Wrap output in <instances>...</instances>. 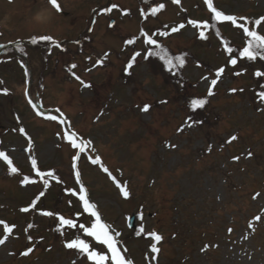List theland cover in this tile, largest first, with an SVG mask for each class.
Instances as JSON below:
<instances>
[{
  "label": "rangeland",
  "instance_id": "1",
  "mask_svg": "<svg viewBox=\"0 0 264 264\" xmlns=\"http://www.w3.org/2000/svg\"><path fill=\"white\" fill-rule=\"evenodd\" d=\"M108 1L57 0L58 12L49 0H0V152L15 168L57 169L69 187L75 210L90 227L89 220L94 222V218L83 211L79 199L84 195L79 191L81 182L86 185L91 204L110 224L108 231L117 248L135 264H264V100L257 97L258 85L241 70L231 80L224 72L223 55L205 49L208 27L189 23L204 25L214 19L205 0H152L157 18L145 15L148 8L137 0H110L111 6ZM212 3L236 18L235 24L218 22L223 35L234 43L243 42L244 27L264 34V21L252 25L264 18V0ZM158 27L168 33L177 29L180 35L169 43L174 51L194 52L215 70L214 76L196 65L184 69L197 85L196 91L211 89L217 94L211 100L223 119L216 126L217 118H213L212 140L201 139L202 131L185 120L182 90L151 74L147 65L139 63L133 85L120 78L124 59L116 55L126 45L122 39L133 35L140 41L139 33L145 39ZM44 36L53 40H41ZM124 55L129 60L134 53ZM220 69L223 72L217 76ZM213 79L217 80L214 86ZM29 83L34 84L32 99L27 96ZM235 88L237 93L232 91ZM260 92H264L263 85ZM186 93L191 91L186 89ZM145 105L150 106L147 112L142 111ZM55 119L65 120L59 129ZM179 127L186 133L176 135ZM62 131L69 145L60 142ZM233 133H237L235 140ZM77 135L85 139L84 146L92 153L88 157L94 156L88 160L83 154L80 184L71 143L81 144ZM221 139L227 140L223 157L216 156ZM93 160L99 164H91ZM99 165L109 166L113 174L117 169L114 175L125 186L127 199L108 182ZM224 165H230L227 174L220 172ZM5 168L9 165L0 157V239L4 240L0 264H71L74 254L67 255L63 245L52 241V249L50 242L44 243L41 257L32 253L29 263L14 256L23 243L12 223L22 225L18 210L40 190L42 177L28 181L21 190L18 179L5 177ZM131 215L135 216L133 232L128 226ZM176 223L179 230L172 231ZM5 226L10 234L5 233ZM160 228H165V236H176L172 242H152L149 234H157ZM135 232L139 239L130 238ZM84 240L95 250L98 242ZM45 245L51 250L45 251ZM154 248L159 249L157 255Z\"/></svg>",
  "mask_w": 264,
  "mask_h": 264
},
{
  "label": "trees",
  "instance_id": "2",
  "mask_svg": "<svg viewBox=\"0 0 264 264\" xmlns=\"http://www.w3.org/2000/svg\"><path fill=\"white\" fill-rule=\"evenodd\" d=\"M138 2L140 5H145V7L148 8L146 12L147 15H149L152 12V8H154L152 0H138ZM208 24H209L208 31H210L212 38L211 39H208L209 37L206 38L205 49L213 50L217 54L222 53L223 58L224 59L226 58V60L231 53H234V55L237 57L238 60L237 65L235 67H231L226 64V71L230 74V77L231 76L233 77L237 67L246 69L248 77H251L258 85V91L256 94L257 97L259 98L258 94L261 93L260 86L262 85L264 86V75L257 77L255 73L256 72L264 73V60H260L259 58H257V60L255 61H248L246 58L243 59L240 58L239 52L242 51L244 46H246L247 38L244 45L240 46L234 43L233 41H229L228 38L226 39L225 37L221 36L222 34L218 29L219 26L217 21L212 19L211 21H209ZM219 39H222L224 41H219ZM170 42L171 41H168V43H164L159 41L158 45H150L143 43V46L141 48L142 60L140 64L147 65V68L149 69L151 74H153L154 76L162 77L164 82L167 81L168 84L172 85L175 89L179 88L182 90L183 93L181 94V99H182L181 103H182V107L184 108L182 112L185 113V115L189 120H191L193 123H195L198 126L199 131H202L201 137H203L205 140H208L214 136L211 134V132H213V130L218 125V123L223 119V117L220 113H215L217 111L216 105H214L212 100L209 99L207 94L196 91L195 88L196 86L191 84L190 81H188V79L183 75V71L185 67L189 65H198L202 68L203 71H207L213 75H215V70L213 69L212 66L209 65V63H207V61L203 60L202 58H199L197 55H195L194 52L185 49L175 52L174 49L170 46L169 44ZM127 46L134 53H136V43L130 42ZM228 48L232 49L231 53L227 51ZM222 49L223 51H221ZM149 52H151L152 55L149 56L148 55ZM165 53L167 54V59H172L174 63L176 56H182L185 61L182 67L172 68L171 71L174 72L175 74L174 77L172 76L171 71H169V68L164 62V60L161 59V57L164 56ZM135 62L136 59L134 62L133 60L130 61V63H132L131 68L126 67L125 65L120 67L119 74H120V78L123 79L124 84L131 83L132 85V82H135V80H137L136 79L137 66H135ZM132 68L134 70H131ZM234 78H236V76ZM186 89L187 91L190 90L191 93L187 94ZM177 94H179L178 91ZM193 99H202L205 100L206 103L202 108L193 110L190 107V103ZM214 117L217 118L216 126H215V121L214 122L212 121ZM216 138L219 139L220 137L216 136ZM221 140L222 141H220L219 144L220 148L226 146L225 141L223 139ZM61 143H64V141L61 140ZM209 148L212 147L210 146ZM85 149L86 150L83 151L84 155L85 154L92 155L91 151H88L89 149L88 146H85ZM203 154L204 151L200 154V158ZM70 156L72 157L73 155L71 154ZM216 156L223 157L224 155L222 151H218L216 153ZM106 167L109 169V166ZM224 167L225 170H220L222 174H227L228 172L231 171L230 165L229 166L224 165ZM102 168L103 170L106 169L103 166ZM39 172L45 174L51 172L53 173V175L39 176L37 175L36 172L26 171L24 169L18 168L16 173H11L10 170H8L5 176L8 179L16 178L18 179V182H21L25 177H28V181H34L37 180L38 177H42V179L39 181L40 190L30 198L28 203L26 202L24 204L29 208V211L22 212L21 209L18 210V213L20 214L18 215V218L20 219V223H22V225L19 224L18 226L17 224H15L16 223L15 221L13 222V224L17 226L16 228L18 234L22 239H24L25 245L28 246L34 244V249L36 250V253L39 255L38 257H41V251H42L41 248L43 244L49 242L51 243L52 241V243L54 244H57V242H59L60 245H63L64 252H66L67 255L75 254L74 255L76 257L75 264L88 262L85 256L80 255L75 250L67 249L64 244L69 238H72L73 236L83 237L84 239L87 238V236L83 234V231L78 226L74 229H69L67 228V226L62 225L59 221V217L63 216L65 219H72L77 225H79L80 223H84V224L86 223L85 217L75 210V206L71 202V198L69 196V191H68L69 187L65 182V179L57 172V169L46 170V171L39 170ZM114 172L117 173V169H115ZM45 181H47V183H45ZM123 187L125 188L124 185ZM41 193H43V195H41ZM45 212H51L54 215L47 216L43 214ZM166 224L168 226L169 223L167 222ZM160 226H164V225H160ZM179 227L180 225L176 223L172 231L179 230ZM164 229L161 228L159 230L157 229L158 230L157 235H159L162 238L160 242L163 243H161V245H164L167 242H172L171 240L176 237L175 235L172 234L165 236V234L163 233ZM130 238L136 240L139 239L140 237H138L137 234L132 233ZM123 242L126 244L125 239L123 240ZM52 243L51 245H53ZM46 245L43 247L45 248V251L47 250ZM95 250L99 251L98 253L107 254V250L101 245L97 244V246H95ZM75 252L77 253V255ZM16 257L24 258L23 253L21 251H19L16 254ZM24 259L27 260L28 262V259L26 258Z\"/></svg>",
  "mask_w": 264,
  "mask_h": 264
},
{
  "label": "snow or ice",
  "instance_id": "3",
  "mask_svg": "<svg viewBox=\"0 0 264 264\" xmlns=\"http://www.w3.org/2000/svg\"><path fill=\"white\" fill-rule=\"evenodd\" d=\"M174 2H179V0H174ZM49 3L52 5L53 8L56 9V11L59 12L61 10L60 5L57 3V0H49ZM205 3L207 5L209 11L213 14V18L215 20H217L218 22L231 21L233 24L236 23L235 17H233L231 15H226V14L222 13L221 11H218L216 8H214L212 0H205ZM159 7L163 8L164 5H160ZM108 11H111V9H109ZM156 11H157V9H152L153 14H155ZM262 21H264V18L257 20L255 23L257 26H259ZM189 23H191L193 25V27H208L207 23H205L204 25H200L196 21H190ZM180 27H183V25H181ZM176 30L177 29H175V28L172 29V31H176ZM243 33L247 37V41H246V46H244L242 51L239 52V57L242 59L246 58L248 61H255V60H257V58H259L260 60H264V35L258 34L257 31L249 30V28H247V27L243 28ZM200 35H201V37H203L204 33L201 32ZM40 39L45 40V41H52L53 40V38L49 37V36H44V37H41ZM35 42L36 41L33 40V43H35ZM146 43H148L150 45H155L156 41L152 40V39H147ZM227 51L229 53H231L232 49L228 48ZM139 55H140L139 52L135 53V55L132 58L133 62L135 61V57L139 56ZM148 55L150 56V55H152V53L149 52ZM161 59L164 60V62L166 63V65L169 68V71H171L173 67H182L185 63L182 56H176L175 57V63H174L172 59H167L166 53L164 56L161 57ZM229 62L234 66L237 64V59L233 58ZM71 67L74 68L76 66L71 65ZM128 67L131 68L132 63H129ZM222 72H223V69L218 70L217 76H219ZM239 74L240 73H237V75H239ZM255 75L257 77H260V76L264 75V73L256 72ZM77 79H79V78L77 77ZM216 83H217V80H215V79H213L211 81V84L213 86ZM232 91L235 92L236 90L233 89ZM212 94L213 93H212L211 89H209L208 95H212ZM258 95L261 98V100H264V92H261ZM164 102H166V101H162V103H164ZM205 103H206L205 100L193 99L190 103V107L193 110H195L198 108H202ZM149 107H150L149 105H145L143 107L142 111L147 112L149 110ZM20 131L22 133L24 132L23 129H20ZM231 139L235 140L236 137L233 136ZM71 143H72L73 147L78 146L75 140H72ZM79 147L81 148V150H83V144L82 143L79 145ZM0 157H3V159L5 161H7L11 173L17 172V169L15 167L11 166L12 161L4 153L0 152ZM74 159H78V157H76ZM96 162L97 161H95V160L93 161V163H96ZM32 165H33V168L36 167V160L35 159H32ZM74 167H75V165H74ZM104 171L107 172L108 170L104 169ZM37 175H39V176H44V175L52 176L53 173L49 172V173L45 174V173H41L37 170ZM76 175H77V178H79L78 172L76 173ZM24 182H28V177L24 178ZM45 183H47V181H45ZM79 191L81 193H83L85 191V189L83 187H81ZM41 195H43V193H41ZM73 195H76V193L74 192ZM127 195H128V193L125 191L124 196L127 197ZM79 199H80V201H82L83 211L85 213H88L90 218H94V222L90 219L89 220L90 227H86L84 223H80L79 225H77L72 219H65L63 216H61V217H59L60 223L62 225L67 226V228H69V229H74L78 226L83 231V234L85 236L92 238L93 240L98 242L100 245L104 246L107 249L108 254L98 253L96 250H94L91 247V245L88 242H86L84 239H80V238L71 239L70 241L65 243V247L69 250H75L80 255L85 256L87 258V261L90 262V264H109V261L111 262V264H130V262L125 260V257L121 254L120 250L117 248V246L114 242L113 236L110 235V233L108 231V226L101 222L100 216L95 211L96 206L94 204H91L85 198L84 195H80ZM33 206H34V204H33ZM21 211L27 212V211H29V209L28 208H22ZM43 214L47 215V216L54 215L51 212H45ZM256 219H260V218L256 217ZM0 223H3V222L0 221ZM5 230L10 231V229H8L7 226H5ZM152 235H154V238L156 241H160L162 239L159 235H155L154 233ZM3 243H4V240L0 239V244H3ZM153 250L158 251L155 248ZM24 255H28V252H25ZM74 264H75V262H74Z\"/></svg>",
  "mask_w": 264,
  "mask_h": 264
},
{
  "label": "water",
  "instance_id": "4",
  "mask_svg": "<svg viewBox=\"0 0 264 264\" xmlns=\"http://www.w3.org/2000/svg\"><path fill=\"white\" fill-rule=\"evenodd\" d=\"M133 223H134V217H132V218L129 220L130 227H133Z\"/></svg>",
  "mask_w": 264,
  "mask_h": 264
}]
</instances>
